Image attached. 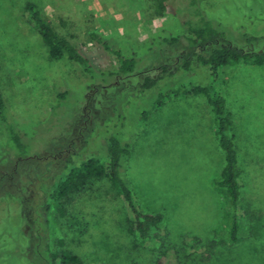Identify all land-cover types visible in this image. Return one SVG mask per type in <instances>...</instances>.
Wrapping results in <instances>:
<instances>
[{
  "label": "rangeland",
  "instance_id": "1",
  "mask_svg": "<svg viewBox=\"0 0 264 264\" xmlns=\"http://www.w3.org/2000/svg\"><path fill=\"white\" fill-rule=\"evenodd\" d=\"M29 2L81 46L89 72L67 57H50L27 23ZM185 5L167 0L165 14L155 17L153 0H0V86L8 123L20 132L13 142L0 123V264H46L48 249L58 241L82 264H156L160 240L162 251H178L182 264H205L207 250L209 264H264V65L228 66L214 80L208 67L194 61L189 71L168 78L171 85L140 88L143 71L154 74L161 64L180 59L186 17L178 10ZM200 6L220 20L234 45L264 51V38L247 39L264 36V0H200ZM93 33L135 57L136 71L123 81L110 77L116 59ZM171 38L180 43L165 42ZM181 84L216 86L231 114L243 183L242 230L232 247L220 245L230 205L216 186L226 155L213 106L202 95L169 100L161 108L154 104L163 89ZM111 136L131 145L122 173L140 208L166 217L153 232L154 250L134 249L140 242L128 233L129 210L109 180L93 181L57 205L49 223L39 219L42 208L52 207V185L72 166L106 158ZM186 236L202 241L190 259L182 245ZM212 242L218 245L210 250Z\"/></svg>",
  "mask_w": 264,
  "mask_h": 264
},
{
  "label": "trees",
  "instance_id": "2",
  "mask_svg": "<svg viewBox=\"0 0 264 264\" xmlns=\"http://www.w3.org/2000/svg\"><path fill=\"white\" fill-rule=\"evenodd\" d=\"M153 1L154 7L152 10L154 16H163L167 10V0ZM184 3L186 5L178 10V14H183L186 17L183 23L186 30L184 35L186 43L183 46V53L179 57L180 59L175 60L173 63L166 62L161 64L156 70L152 71L154 74H146V72L149 73V70L143 71L141 73L143 75V83L140 86L142 90H152L158 87L162 81H166L164 84L167 86L171 85L168 84L170 83L168 78L177 70L189 71L194 61L199 62L204 67H208L214 80L228 66L240 63H251L257 66L264 65V51L257 52L246 47L234 45L228 39L226 33L220 29V20L209 17L206 11L201 8L200 0H184ZM25 15L27 23L41 36L52 59L61 60L67 57L89 72L92 66L90 65V60L84 55L81 46L72 37L58 33L36 3L29 2L25 5ZM92 37L116 59L117 68L116 71L109 74L110 77L123 81L128 75L136 71L138 60L135 57L125 56L123 51L114 46V43L105 36L93 33ZM263 38L264 36L247 37L248 41L255 42L261 41ZM165 42L169 45H175L180 43V39H165ZM156 73L157 76L154 78L153 76ZM158 89H162V85ZM216 89V86L212 84L208 86L181 84L176 86V88L168 87L158 94L154 104L156 108H161L169 100L202 95L213 106L217 126L216 137L220 148L226 155V165L216 182V186L223 191L230 205V214L226 218L227 227L224 229L225 236L220 245L232 247L238 243L242 230L239 205L243 183L241 181V172L238 169V153L231 114L227 109L224 97ZM7 111L6 101L0 86V123L3 122L10 133V139L17 143L20 132L9 125L10 123L8 122L11 117H6ZM107 148L106 158L92 157L78 165H74L65 177H61L52 185L48 199L52 207L45 206L42 208L44 212L41 213L42 216L39 219L49 223V217L54 218V211L57 205L61 206L63 203L83 193L93 181L109 180L119 190L129 210L128 233L136 237L140 242L134 246V249L140 245L141 247L154 250L156 249L155 246L157 247L158 245L156 244L158 237L156 234L153 235V232L165 223L166 217L161 213L151 214L144 212L136 201L134 193L127 183L128 181L123 176L122 160L130 155L131 145L121 141L117 136H111L108 140ZM57 160L55 159L54 161ZM61 216L64 219L67 218L63 210L61 211ZM201 243L200 239L186 236L182 243L185 258L190 259ZM160 244L161 249H159L160 252L158 253L156 264H182L178 251L175 250L174 254L170 251H162L164 249V247L162 248L164 241L160 240ZM216 245H218L216 242H212L209 249ZM203 256V262L209 264L212 256L209 250L205 251ZM44 260L46 264H82L81 258L66 249L63 241H58L57 248L54 250L48 249V257Z\"/></svg>",
  "mask_w": 264,
  "mask_h": 264
}]
</instances>
